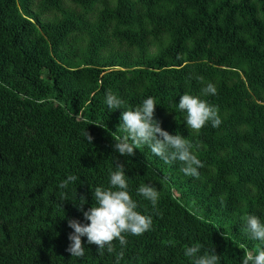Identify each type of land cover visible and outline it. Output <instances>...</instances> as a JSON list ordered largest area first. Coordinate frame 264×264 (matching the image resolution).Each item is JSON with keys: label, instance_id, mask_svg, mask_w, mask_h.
<instances>
[{"label": "trees", "instance_id": "trees-1", "mask_svg": "<svg viewBox=\"0 0 264 264\" xmlns=\"http://www.w3.org/2000/svg\"><path fill=\"white\" fill-rule=\"evenodd\" d=\"M209 82L216 94L201 96ZM107 90L125 107L152 96L161 128L194 145L199 174L147 146L116 153L121 110L107 109ZM185 93L215 106L219 127L188 129ZM117 163L153 217L127 235L120 264H190L193 244L241 264L262 246L242 218H264V0H0V264H115L118 241L99 254L82 238L79 259L66 248L68 220L85 222L73 203L94 205ZM70 173L79 180L59 189ZM143 182L160 190L155 208L136 195Z\"/></svg>", "mask_w": 264, "mask_h": 264}, {"label": "clouds", "instance_id": "clouds-1", "mask_svg": "<svg viewBox=\"0 0 264 264\" xmlns=\"http://www.w3.org/2000/svg\"><path fill=\"white\" fill-rule=\"evenodd\" d=\"M216 94V88L211 82L201 89V96ZM201 96L183 94L176 104L183 114L186 127L194 132H199L207 124L213 128L222 123L215 106L209 104ZM104 103L109 111L120 109L119 134L113 133L114 144L112 147L120 156L131 157L134 149L147 146L153 156L170 165L181 163V172L186 176H197L198 169L203 167L202 161L194 153V145L180 134H169L163 130L157 120L154 119V111L157 103L152 96H147L134 107H125L123 100L107 90L104 94ZM89 143L92 137L85 132ZM79 177L68 174L59 184V189H68L75 185ZM62 199L67 200L62 192ZM94 205L87 210L85 197L81 196L77 203H73L82 213L83 220H68V227L72 231L68 235L69 244L66 251L71 257L83 258L85 247L82 246V238L89 245H96L97 252L115 251L113 241H118L120 251L116 253L115 264H120L124 256V248L127 244V235L140 236L152 227L153 217L138 210V202L130 193L129 177L123 164H116L109 171L107 186L101 185L91 191ZM136 195L150 202L155 208L160 199V190L151 183H141L136 189ZM244 232L252 241H258L262 246L255 252L249 253L241 264H264V218L257 215H246L243 218ZM183 256L190 264H220L221 256L217 255L213 247L204 249L201 244L185 246Z\"/></svg>", "mask_w": 264, "mask_h": 264}]
</instances>
